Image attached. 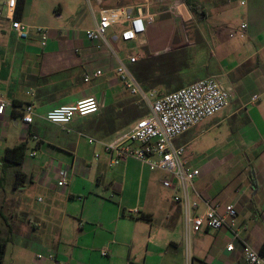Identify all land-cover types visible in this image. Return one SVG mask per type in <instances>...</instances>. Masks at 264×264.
I'll return each instance as SVG.
<instances>
[{
	"label": "crops",
	"instance_id": "obj_1",
	"mask_svg": "<svg viewBox=\"0 0 264 264\" xmlns=\"http://www.w3.org/2000/svg\"><path fill=\"white\" fill-rule=\"evenodd\" d=\"M8 1L0 0V6L5 8ZM238 1L240 26L247 24V32L230 49L220 41L222 70L186 81L183 67L157 88L172 93L208 77L221 78L233 88L227 109L198 125L188 141L177 144L198 126L176 144L185 147V159L200 170L195 190L212 203L217 201L213 204L221 212L226 205H235L242 240L260 252L264 245V97L255 104L250 100L264 93V0H209L207 4L214 6L220 25L227 14L236 18L228 9ZM36 15L35 0H17L14 18L32 27L27 39L17 38L5 15L0 20V99L9 104L0 117L3 264H55L49 256L62 264H185L182 208L172 198L171 203H157L153 177L162 172H152L135 160L111 167L104 153L103 144L136 122L122 128L120 112L130 103L124 101V94L136 98L123 88L114 71L120 61L127 63L128 56H135L136 46L141 45L130 42L136 54L131 51L121 57L119 45L126 43L120 33L110 31L113 50L100 48L86 36L60 32H52L43 46L41 26L36 30L32 24ZM219 33L213 36L218 38ZM163 51L167 50L150 49L149 57ZM97 71L102 76L94 77ZM90 98L102 104L98 113L76 117L67 126L44 119L50 110ZM28 104L35 108L30 125L22 120V108ZM204 136L207 139L187 158L188 146ZM89 138L96 142L90 144ZM22 143L27 150L21 164L4 160L8 149ZM62 173L69 174L67 187L57 185ZM230 243L233 251L227 250ZM104 250L106 256H102ZM192 251L194 264H245L242 243L227 230L199 233Z\"/></svg>",
	"mask_w": 264,
	"mask_h": 264
},
{
	"label": "built area",
	"instance_id": "obj_2",
	"mask_svg": "<svg viewBox=\"0 0 264 264\" xmlns=\"http://www.w3.org/2000/svg\"><path fill=\"white\" fill-rule=\"evenodd\" d=\"M99 6L95 26L85 32L89 41H99L108 49L113 50L109 39V30L120 26V39L125 43H137L143 46L147 27L154 22L156 14L151 12V1L131 9L102 8L103 1L96 0ZM185 4L184 0L181 1ZM17 0H9L5 8L0 6V20L4 17L10 22L12 30L18 39H27L31 26L14 18ZM245 1H242V5ZM132 11V12H130ZM42 33V45H46L47 29H38ZM247 24H242L237 31H231L230 37L244 39ZM138 61L136 56H128L127 63L120 61L115 68V75L129 95L136 98L148 110V114L137 120L127 132L117 136L111 142L103 144L104 153L111 167H116L128 160L138 161L152 172H162V187L172 192V200L180 205L183 211V241L185 264H194L193 239L203 231L227 230L234 240L243 245L245 264H264V256L248 246L240 236L238 211L235 205L229 204L220 211L219 205H214L210 199L203 198L196 190V179L200 170L194 168L185 159V147L178 146L176 141L192 128L211 119L230 106L234 90L231 86L215 77L198 80L172 93L160 94L157 90H145L134 75L131 66ZM102 76L97 71L94 77ZM90 79L86 77V81ZM263 95L252 96L250 103L261 101ZM9 104L0 99V117L5 114ZM102 104L95 98L79 101L74 105L61 106L46 113L44 119L55 125L67 126L76 117H86L98 113ZM35 117L34 105L28 104L22 108V120L26 125L33 123ZM94 144L96 140L89 138ZM34 155V154H33ZM98 159L99 155L96 154ZM68 173H62L57 182L59 187L68 186ZM228 251L234 250V244L227 246ZM107 251L102 252L106 256ZM43 255H38L42 259ZM55 264H62L56 257L49 256Z\"/></svg>",
	"mask_w": 264,
	"mask_h": 264
},
{
	"label": "rangeland",
	"instance_id": "obj_3",
	"mask_svg": "<svg viewBox=\"0 0 264 264\" xmlns=\"http://www.w3.org/2000/svg\"><path fill=\"white\" fill-rule=\"evenodd\" d=\"M104 8H123L125 6H135L136 3H142V0H103ZM151 1V12L156 14L155 20L147 27V41L148 43L143 46H136L138 51L135 50L133 43H126L119 45V55L125 57L128 54L135 55L138 59L144 56V50L147 49H166L159 54V57L169 56L171 64L175 67L183 68L182 73L185 76L186 81H191L195 78H202L207 74H216L219 69L222 70L220 64V53L217 50V46L220 43H224L228 49L233 47L236 42L240 41L239 37L231 38L230 32L237 31L241 24V12L242 7H240V2L238 1L235 5H231L228 9V13L237 14L236 18L230 19L228 14L225 19L219 16L220 25L216 22L218 15L213 14L214 6H210L207 3L209 0H205V3L199 4L200 10L205 9L206 18L200 17V14H193L186 4H182V0H150ZM192 3H196V0H191ZM37 15L33 21V28L47 29V40L52 32L63 33V34H74L75 36L82 37L86 36L85 32L89 28L95 26V17H98L99 7L96 6L95 0H35ZM196 5V4H195ZM102 7V8H103ZM199 10V11H200ZM121 27H115L109 30V32L120 33ZM35 31V30H33ZM216 31H219L218 38L213 36ZM153 38L152 39H150ZM46 40V42H47ZM93 43L98 44L101 47L107 49L99 41H94ZM140 48V49H139ZM170 52L168 49H171ZM171 54L173 57H171ZM189 56V60L187 58ZM152 57L151 58H155ZM171 57V58H170ZM227 57V56H226ZM188 60V61H186ZM157 64L159 59L155 60ZM178 71L176 69L172 70V78L176 76ZM217 77V76H216ZM184 79V78H182ZM221 80V78H218ZM160 94L168 93V88H155ZM124 101H135L129 98L128 95L124 94ZM142 104V103H141ZM123 110V109H122ZM142 113H146L148 110L142 104ZM122 112H120V117ZM124 117V116H122ZM135 121L129 123L128 127L131 126ZM125 127V128H128ZM199 130L198 128L193 132L185 135L177 144L185 143L189 138ZM87 136V135H86ZM202 140H197L191 143L187 148L186 157L194 152L196 146L207 139L206 136L201 138ZM88 140V139H87ZM239 170V169H238ZM244 170V167H243ZM163 174L156 173L153 177L154 179V190L159 196L157 199L158 204L171 203V194L167 196V192L163 190L158 184L161 181ZM246 177L244 181H246ZM243 181V179H242ZM166 194V195H165ZM168 201V202H166ZM218 204L217 201L213 202Z\"/></svg>",
	"mask_w": 264,
	"mask_h": 264
},
{
	"label": "trees",
	"instance_id": "obj_4",
	"mask_svg": "<svg viewBox=\"0 0 264 264\" xmlns=\"http://www.w3.org/2000/svg\"><path fill=\"white\" fill-rule=\"evenodd\" d=\"M185 4L188 6L189 10L195 15L200 14L201 19L206 18L205 10L201 9L197 5L191 3L190 0H184ZM200 10V11H199ZM159 57V56H157ZM171 57L172 54H171ZM170 57V58H171ZM188 60L190 59L187 56ZM159 59V63L155 60ZM186 60V61H188ZM171 60H169V56L160 57V58H151L149 57L148 50H144V56L141 57L135 64L132 65V71L138 81L143 85L145 90H152L159 87L162 81H171L172 80V70L176 69V72L181 70L182 68H177L175 65L171 64ZM160 82V83H159ZM142 104L137 101V99L133 102H130L129 105L122 110L121 121L123 127H128L129 123L132 121L140 120L148 114L142 113L141 111ZM27 145L26 143H22L16 146L13 149H8L4 160L13 163L15 165L21 164L25 155H26ZM4 251L5 244L0 243V264H3L4 259ZM262 256H264V245L259 252Z\"/></svg>",
	"mask_w": 264,
	"mask_h": 264
},
{
	"label": "water",
	"instance_id": "obj_5",
	"mask_svg": "<svg viewBox=\"0 0 264 264\" xmlns=\"http://www.w3.org/2000/svg\"><path fill=\"white\" fill-rule=\"evenodd\" d=\"M113 46H114V47H117V45H116L115 43H113Z\"/></svg>",
	"mask_w": 264,
	"mask_h": 264
}]
</instances>
